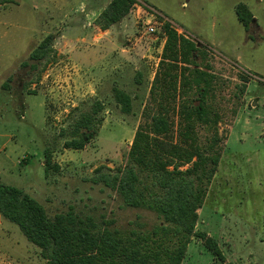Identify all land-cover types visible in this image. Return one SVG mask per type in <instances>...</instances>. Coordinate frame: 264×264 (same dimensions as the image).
<instances>
[{"label":"rangeland","instance_id":"1","mask_svg":"<svg viewBox=\"0 0 264 264\" xmlns=\"http://www.w3.org/2000/svg\"><path fill=\"white\" fill-rule=\"evenodd\" d=\"M112 1L0 0V182L35 198L50 217L73 209L123 233H149L164 224L152 211L127 207L94 180L99 168L114 175L127 165L139 129L155 136L145 113L162 112L170 125L167 140L177 141L180 65L163 60L164 27L171 24L206 49L196 61L218 77L224 120L222 159L196 232L217 241L226 262L194 237L183 264H264V0H137L107 47L97 50L96 23ZM239 4L254 16L249 29L238 19ZM47 37L52 47L43 62L36 70L24 67L35 64L30 56ZM158 75L159 103L146 112ZM241 76L249 82L239 100L234 96L244 84ZM114 88L132 98L130 114L117 104ZM97 102L104 107L97 133H84L91 140L83 150L66 148L76 120ZM47 150L59 168L48 175ZM0 264H46L1 214Z\"/></svg>","mask_w":264,"mask_h":264},{"label":"trees","instance_id":"2","mask_svg":"<svg viewBox=\"0 0 264 264\" xmlns=\"http://www.w3.org/2000/svg\"><path fill=\"white\" fill-rule=\"evenodd\" d=\"M137 0H113L97 20L102 31L124 20L137 6ZM239 21L249 29L253 21L249 8L239 4ZM166 44L163 60L180 65V92L178 106L177 141L167 140L170 125L162 112L145 113V120L155 136L139 129L135 135L128 163L116 174L97 170L95 183L104 184L133 209L156 213L164 224L149 233L131 230L123 233L112 229V224H99L92 217H82L73 209L50 217L46 208L21 189L0 182V214L17 225L28 242L40 250L46 264H183L194 237H199L214 258H226L213 238L197 234L199 211L203 208L209 184L218 172L224 138L220 134L223 116L217 104V76L204 71L196 57L206 56L205 48L183 35L171 25L164 27ZM47 37L31 54L35 64L25 63L36 70L52 47ZM195 66V69H192ZM209 69L211 67L208 65ZM234 98L241 100L249 82ZM161 79L153 83L146 112L159 103ZM114 97L125 113L133 109L132 98L125 91L114 88ZM102 103H95L90 112L83 114L73 126V139L65 147L83 150L102 125ZM237 115V110L232 112ZM202 132L204 133L202 135ZM45 172L53 165L52 155L46 151ZM192 164L186 171L182 167ZM147 175L148 182L144 179Z\"/></svg>","mask_w":264,"mask_h":264},{"label":"crops","instance_id":"3","mask_svg":"<svg viewBox=\"0 0 264 264\" xmlns=\"http://www.w3.org/2000/svg\"><path fill=\"white\" fill-rule=\"evenodd\" d=\"M91 12V11H90ZM97 16L100 14V13H95ZM116 26V25H115ZM115 26H113L112 28H110L109 30H107V31H102L101 29H99L98 28V34L96 35V36H98V35H101L100 37V40H99V42H97V44H98V47H97V50H104L107 46V44L109 43V41H107L108 39V37L110 36V35H112V32H113V28L115 27ZM101 45V46H100Z\"/></svg>","mask_w":264,"mask_h":264},{"label":"built area","instance_id":"4","mask_svg":"<svg viewBox=\"0 0 264 264\" xmlns=\"http://www.w3.org/2000/svg\"><path fill=\"white\" fill-rule=\"evenodd\" d=\"M147 9H149V11L152 13V14H154L156 11H154L153 9H151V8H149V7H147ZM157 14V13H156Z\"/></svg>","mask_w":264,"mask_h":264}]
</instances>
